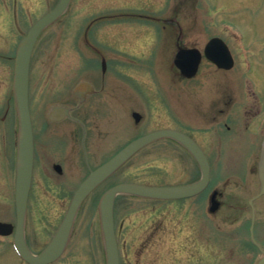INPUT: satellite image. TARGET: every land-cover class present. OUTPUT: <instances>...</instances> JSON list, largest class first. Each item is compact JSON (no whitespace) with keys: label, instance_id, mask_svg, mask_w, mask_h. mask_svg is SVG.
Listing matches in <instances>:
<instances>
[{"label":"flooded vegetation","instance_id":"1","mask_svg":"<svg viewBox=\"0 0 264 264\" xmlns=\"http://www.w3.org/2000/svg\"><path fill=\"white\" fill-rule=\"evenodd\" d=\"M58 1L0 0V264H107L98 206L107 190L124 182L122 168L85 198L71 232L61 234L60 228L77 189L90 170L107 161L110 149L116 153L123 145V130L118 121L107 122L108 112L123 109V96L117 92L119 87H115L114 82L121 78L120 56L117 54L122 48L120 42L107 44V49H111L109 56L103 50L93 48L94 53L89 58L98 61L100 71L97 67L88 71L86 78L94 91L85 95L84 102L80 104L73 89L76 42H60V32L55 29L58 22L36 39L30 70V89L36 91L39 101L36 106L40 111L36 118L38 122L35 121L33 126L34 175L25 220L18 217L15 183L18 122L11 92L14 60L16 50L29 29ZM103 1L113 4L107 7L110 14H124L114 12L118 8V0H95V4ZM74 7L72 3L67 14L75 11ZM116 20L108 23L116 28ZM176 45L181 46L180 43ZM232 54L234 69L239 67L237 59L240 55ZM47 61L50 63L45 65ZM204 62L208 66L201 64L197 75L200 80L215 79L231 72L208 60ZM64 65H67V70L61 72ZM260 78L262 89L253 88L255 83L248 82L241 103L234 101L235 93L228 84L210 82L208 97L197 105L195 126L184 123L182 132L194 139L207 155L209 151L216 152L222 158H230V161L239 156L237 148L241 140L259 139L262 143L264 70L260 72ZM51 87L54 88L52 95ZM205 89L199 84L197 92ZM44 100L52 103L49 106L45 102L46 106ZM54 104L71 109V117L57 123L48 120V109ZM169 144L170 147H178L179 153L183 152L192 160L190 166L180 172L182 182L175 185H189L200 180V168L191 155L174 142ZM256 177V168L252 167L246 176L232 181L237 188L246 191L256 185ZM132 179L130 181L135 180L141 185H160L140 181L143 179L138 175ZM229 182L225 181L222 188L210 182L207 196L202 191L183 200L162 202L117 195L113 228L119 264H219L220 248L214 242L219 230L218 219L216 215H205L204 212L205 207L206 212H210L214 196L221 206L239 201L224 192ZM251 220L252 212L247 220L246 247L242 253L246 264H256L263 257L253 237L264 250V198L262 206L256 207L254 223ZM252 225L253 231H250ZM235 249L225 248L229 252L228 261ZM47 253L51 256L42 262L33 263L25 258V255L39 257Z\"/></svg>","mask_w":264,"mask_h":264},{"label":"rangeland","instance_id":"2","mask_svg":"<svg viewBox=\"0 0 264 264\" xmlns=\"http://www.w3.org/2000/svg\"><path fill=\"white\" fill-rule=\"evenodd\" d=\"M87 0L85 2H77L78 6L81 5L82 11L86 12L87 9H85V6L88 7H96L98 4H95V0H93V3L90 5H86ZM118 3L120 5L114 12H119V13H125L123 16L124 18H99L100 14L94 13L92 20L97 19L98 23L94 24L90 28V38L94 39L96 42H100L102 46H106L107 42H111L112 39L115 37H121L122 42H124V47L125 49L129 50L133 48V44L136 42V48H141L144 44L143 41L140 40L146 32H149V34L153 33V29L150 28L148 29H141V25L134 24L132 26H127L131 25V22L135 21V15L133 11H138L141 10L145 14H150L153 13V11L149 8H138L135 6H130L127 3H125L123 0H118ZM145 3H148L152 8H154L157 13L158 12H163L162 14L156 13L155 16L160 17V18H166L171 17L174 20H177V23L180 24L181 29H182V42L186 43H193V42H206L208 39H210L213 36H219L224 39L225 42H236L233 34V31L230 29H227L226 27L222 26L223 24L227 25L228 27L233 28L234 30L237 29L240 32L241 38H243L242 42H246L247 45H249V52L251 54V57L253 59L251 60V64L253 65V69L250 73L247 74V78L252 79L255 77H258V66L256 64V59L255 56L252 52L254 51H259L262 46V42H264V0H147ZM183 4L181 7V11L178 12V14L171 13L169 16L170 11L168 9H171L173 11V8H177ZM107 3L102 2L100 7H106ZM167 9V10H166ZM99 10V9H96ZM94 11V10H93ZM92 12V11H91ZM107 12H110V8H107L103 15ZM140 13V12H137ZM101 15V16H103ZM77 18L80 19H85L84 14H76ZM118 21V25L120 26L121 30H110V29H104L103 31H107L103 39L104 41H98L97 40V34L99 31L102 29L101 22L104 21H109V20H115ZM121 19V20H120ZM167 19V18H166ZM113 22V26L115 25V22ZM126 25V26H124ZM149 25H152L149 24ZM161 26V24H159ZM141 27V28H139ZM85 28H83V31H85ZM157 30V29H156ZM178 30V28H177ZM159 31L157 30V33ZM177 32L175 31L176 35H172L169 39L166 38V40L163 42H170L172 39H175L177 36ZM164 32H162L161 36L157 37V41H161L164 38ZM77 38V37H76ZM81 39V37H79ZM172 38V39H171ZM159 39V40H158ZM170 40V41H169ZM82 42V40H80ZM60 42H63L62 39ZM68 42V41H65ZM75 42H79L75 41ZM131 42V44L129 43ZM251 45L253 49H251ZM137 52V51H136ZM135 51L130 52V51H124V54H136ZM76 67H78V64H82V59L80 58V53L76 52ZM140 54V53H139ZM129 58L126 59V65L123 69V82L122 81H114L115 82V87H119V90L117 91L120 93V95L124 96V103H128V100L132 99L134 101V98L132 95L136 92L137 93V101L139 102H144L146 98L149 97L147 95L149 93V89L151 87L150 84H152V79L151 76L149 75L148 72H146V64H148L149 61L153 59L152 56L148 57V62L145 61L141 56L136 57L132 55H127ZM139 58V59H138ZM165 62V63H164ZM168 59H163L162 61L157 59V62L155 63L156 65H159L158 69L159 72L163 68V70L167 71L169 69L168 64ZM75 67V68H76ZM262 69L261 71H263ZM163 75V74H162ZM157 76L155 75L156 81L159 79L160 81H164L165 78L164 76ZM234 76V87H241L244 86L243 78H239L238 74H232ZM84 74H81L78 76V80L81 79L80 77H83ZM236 77V78H235ZM117 84V85H116ZM132 84V86H131ZM173 84V83H172ZM172 86V100H171V107L173 108H178L179 112L181 111L182 113L188 108H189V113L194 112L195 110V105H196V95H178L176 94L175 87L180 86L177 84H173ZM133 87V88H131ZM161 85V89H162ZM262 84L259 82V88L262 89ZM135 90V91H134ZM131 93V94H130ZM152 93H150L151 95ZM152 96V95H151ZM150 96V99H151ZM132 101L130 102L129 106L130 108H135L138 109V111L143 115V119H145L146 122H143L137 127L136 129L139 130H146L150 131L154 127H158L159 125H165L167 124V121L165 119V114L163 111V107L158 104V102H154V108L152 106V109L150 110L146 104L140 103L139 105H134L131 104ZM152 101V100H151ZM152 103V104H153ZM192 103L194 106L192 107L190 105ZM188 106V107H187ZM127 109V106H125L124 111ZM130 112V111H129ZM128 112V113H129ZM40 112H37L35 115L36 117L39 116ZM109 116L107 117V122L108 124H112L113 122H116V118L118 120V116H121V112L119 113L118 109L113 110L108 112ZM193 118L195 117L193 114L191 115ZM41 117V116H40ZM129 117V116H128ZM148 118V120H147ZM127 116H124L123 126L125 129V135H124V141L132 137L133 135V130L134 132L136 131L135 129H131L130 124H134L133 120L130 119V121L127 120ZM38 122L37 120H34ZM175 161H177V164H179V161L177 160V156L172 155ZM171 159L168 161L166 153L162 152L160 149H158L157 145L153 149H149L147 151L142 152L138 157L134 158L132 161L128 163L125 173L129 172H143L145 175H142L141 178L153 180L154 182H161V179L164 178V171L162 170L161 167L169 166V168H173L174 166V160ZM176 167H179V165H176ZM151 171V172H150ZM153 171V172H152ZM151 173L153 175L148 174ZM125 176H127L125 174ZM173 180H176L175 178L170 179L168 178L169 182H173ZM164 182V181H162ZM232 215L236 216L238 215V210L233 209ZM232 218V217H231ZM222 222L220 224V236L223 238L224 233L227 231L229 232H234L237 233V231H242L240 226V223H236L234 225H228L226 223H223V219H221ZM236 235V234H235ZM239 236V235H236ZM222 243V242H221ZM241 245L240 241H236L235 246ZM220 247V254L226 253V250L223 246H226L227 248H230V242H227L225 244L219 245ZM229 257V255H228ZM233 261L232 263H235L239 260L238 255L233 254ZM242 259V258H241ZM245 261H242L241 264H245Z\"/></svg>","mask_w":264,"mask_h":264},{"label":"water","instance_id":"3","mask_svg":"<svg viewBox=\"0 0 264 264\" xmlns=\"http://www.w3.org/2000/svg\"><path fill=\"white\" fill-rule=\"evenodd\" d=\"M70 0H61L59 5L55 8V10L47 14L43 19H41L38 24L32 29L27 42H22L20 49L18 50L17 62H16V70H15V96H16V104L17 110L19 114L20 120V147L18 152V172H17V183L22 186L18 189V198L19 200L25 199L27 195V191L29 188V184L32 176V159H33V145H32V129H31V119L29 115L28 108V75H29V61L30 53L32 47L34 45L35 35L38 31H41L48 24L55 21L56 18L63 15L66 7L68 6ZM216 42H223L219 38H213L210 40L208 48L216 44ZM197 50H183L178 52L175 59V63L178 67L182 69L184 74H187L188 77H192L195 75L198 65H199V56L196 52ZM192 53V54H191ZM196 53V55H195ZM210 59H213L211 54H207ZM184 57H189L190 61H185ZM138 118L136 115H134ZM179 140V142H184L185 139L183 136L173 132H158L149 134L148 136L142 137L138 140L133 141L126 148H124L118 155L114 156L108 163H106L103 167H100L97 171L93 172L91 176L86 178V181L83 183L82 187L76 194L75 199L77 202H80L82 198L88 193L95 184L100 183L106 177H108L111 173H113L117 168L121 167L132 155H134L138 150L144 147L146 144H150V142L159 138L162 135H169ZM195 150V149H194ZM194 150H191L197 160L200 162L203 167V180L198 183V187H204L206 182L208 181V165L204 157L201 153H197ZM260 162H259V179L261 183L260 194H264V144ZM113 192H123L128 193L140 197L146 198H161V199H169V198H178L184 196L185 188H149L132 184H124L115 188L111 191ZM106 201V202H105ZM104 207H102V216H101V224L102 231L104 233V238L107 243L108 250V263L109 264H117V256L116 250L114 248V234H113V220H112V203L111 199L107 198L105 200ZM77 205H73V210L75 212ZM72 210V217H73ZM259 264H264V261Z\"/></svg>","mask_w":264,"mask_h":264}]
</instances>
